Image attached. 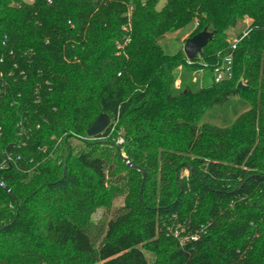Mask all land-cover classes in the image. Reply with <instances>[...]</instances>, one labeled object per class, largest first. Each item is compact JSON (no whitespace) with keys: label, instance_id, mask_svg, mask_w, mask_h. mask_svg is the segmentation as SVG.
<instances>
[{"label":"trees","instance_id":"16d2710c","mask_svg":"<svg viewBox=\"0 0 264 264\" xmlns=\"http://www.w3.org/2000/svg\"><path fill=\"white\" fill-rule=\"evenodd\" d=\"M158 1L0 0V264H264V0ZM190 24L212 39L168 52ZM236 95L231 124L202 121Z\"/></svg>","mask_w":264,"mask_h":264},{"label":"rangeland","instance_id":"374dc122","mask_svg":"<svg viewBox=\"0 0 264 264\" xmlns=\"http://www.w3.org/2000/svg\"><path fill=\"white\" fill-rule=\"evenodd\" d=\"M167 3V0H159L157 3V8L162 9ZM247 21L242 20L238 25L230 30V41L234 42L237 39V36L241 30H244V28L247 26ZM193 28V24H190L186 26L184 29L179 30L173 34H169L166 38L163 40V44L166 48V50L170 53H173L179 49L184 51V44L185 40L188 37L189 31ZM185 53V52H184ZM184 71L181 67L177 68L175 70V74L178 77L176 85L181 86L183 83L192 84L195 87H199L202 85V70H197L192 73V75H187V78L185 82H182L181 76L183 75ZM223 74V73H222ZM220 73L218 76H222ZM248 103L239 96H232L229 101L222 105L214 106L212 109H210L204 116L203 122H212L214 124L223 126V125H229L233 122V120L246 108H248ZM80 145H83L79 142ZM188 171L185 169L184 173H187ZM124 197L119 196L114 199V205L112 206L110 211H102L97 212L94 217L97 220L98 224V234L102 232L105 229L106 222L111 218V216L115 213V210L121 205L123 202ZM171 231L170 233H174L175 226L171 224ZM169 236V234L167 235ZM168 241V240H167ZM146 255L148 257H152L154 255L151 250L145 249Z\"/></svg>","mask_w":264,"mask_h":264},{"label":"water","instance_id":"95a60500","mask_svg":"<svg viewBox=\"0 0 264 264\" xmlns=\"http://www.w3.org/2000/svg\"><path fill=\"white\" fill-rule=\"evenodd\" d=\"M213 31L209 30L208 28H204L200 32L194 34L193 36H189L185 40L184 44V52L188 59H194L203 49L204 46L208 44V42L213 37ZM214 82L213 73L211 70H205L203 71L202 75V86L208 87L212 85ZM238 86L241 88H246L247 85L239 82ZM111 122V118L107 113H102L99 115V117L93 122L91 127L87 130L88 136H95L103 131H105ZM125 161L127 163H130L128 158H125ZM140 168V167H139ZM143 172V177H146V171L142 168H140ZM5 188L10 190V188L7 185H4Z\"/></svg>","mask_w":264,"mask_h":264},{"label":"built area","instance_id":"2783aa9c","mask_svg":"<svg viewBox=\"0 0 264 264\" xmlns=\"http://www.w3.org/2000/svg\"><path fill=\"white\" fill-rule=\"evenodd\" d=\"M48 1L51 2V0H48ZM245 20L247 21V23L250 22L249 17H246ZM235 41H236V40H235ZM226 61H227V62H230V61H231V56L226 57ZM220 73H221V72H220ZM220 73H219V74H220ZM221 74H222V73H221ZM220 77H221V76H218L217 79L220 78ZM38 91H39V88L37 87V89H36V93H38ZM2 134H3V125L0 123V138L2 137ZM118 141H119V142H122L123 139H122V138H119ZM0 158H2V160L0 161V170H3V169H5V168L8 166V161H9L10 158H9L8 156H4V155H2V152H0ZM0 184L4 185L3 182H0ZM174 234H175L176 236H178V235L180 234V226H179V225L175 226ZM191 238H197V235H196V234H192V235H191ZM184 239H185L184 237L181 238V243H183V240H184Z\"/></svg>","mask_w":264,"mask_h":264}]
</instances>
